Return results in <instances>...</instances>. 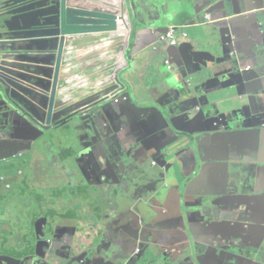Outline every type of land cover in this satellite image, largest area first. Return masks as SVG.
<instances>
[{"label":"crops","instance_id":"crops-1","mask_svg":"<svg viewBox=\"0 0 264 264\" xmlns=\"http://www.w3.org/2000/svg\"><path fill=\"white\" fill-rule=\"evenodd\" d=\"M210 1L128 0L126 61L118 77L131 100L121 98L125 92L118 102L109 95L99 100L95 92L113 83L97 80L65 95L80 102L66 124L42 129L53 138L67 134L60 140L69 146L67 158L101 200L86 212L62 203L61 219L75 239L67 240L75 261L61 250L63 264H234L235 257L238 264H264V0H216L208 6ZM237 8L245 14L236 16ZM218 20L235 27V55L222 44L225 25L216 28ZM172 27L176 46L161 40ZM168 58L175 64L171 76ZM245 67L250 71L241 72ZM188 74L191 85L180 87ZM20 104L0 84V144L14 135L22 145L25 134L40 133ZM100 104L107 108L93 129L70 124L75 113L88 118ZM155 116L161 117L158 123ZM42 138L20 155L36 154ZM166 143L173 152L155 155ZM17 170L10 167L0 176V264H33L24 258L12 263L4 255L20 253L23 242L27 246L35 237L31 219L48 215L39 193H28L31 206L25 211L20 198L8 193L27 181ZM80 179L68 183L70 193L57 192L75 198L86 187ZM21 214L24 224L10 241L2 219L14 222Z\"/></svg>","mask_w":264,"mask_h":264},{"label":"water","instance_id":"water-1","mask_svg":"<svg viewBox=\"0 0 264 264\" xmlns=\"http://www.w3.org/2000/svg\"><path fill=\"white\" fill-rule=\"evenodd\" d=\"M127 1L0 0V84L17 104L22 102L16 107L25 116L32 117L39 134L42 133L25 134V144L32 145L33 141L45 135L42 129L47 128L43 126V121L46 124H66L74 115L72 113L79 108L80 102H76L75 98H65L67 93L105 79L113 84L95 92V95H99V100L105 101L108 95L113 97L111 100H115L125 92L118 74L126 61V39L130 27L124 15ZM157 2L154 0L155 4ZM214 2L216 0H211L208 6ZM218 8L210 9L205 14L210 15ZM224 12L226 13L225 10ZM236 13V16H240L245 11L237 8ZM221 24L225 25L220 20L214 22L216 28ZM230 24L220 29L221 39L229 53L235 55L236 33L235 27L233 31ZM169 30L170 28H166L165 33ZM173 64L169 58L165 61V67L170 72L167 76L175 74ZM249 71L247 67L241 69V72ZM189 75L183 83H179L180 87L191 85ZM95 77L97 78L94 79ZM115 92L117 94L112 95ZM91 94L85 96L89 98ZM129 95L126 91L121 98L131 100ZM106 108V104L92 108L88 118L86 113H75L77 120L70 124L78 130H87L88 127L93 129L102 110ZM160 118L155 116L153 120L158 123ZM214 124L217 125L218 122ZM165 145L168 148L156 151L155 155L159 156V153L166 158L173 152V146L168 143ZM24 149L22 146V150ZM18 152L19 148L11 151L9 159L18 155ZM61 159L68 158L64 156ZM19 223L24 224L23 221ZM65 225L61 218L49 219L42 215L35 223V237L28 240L29 244L26 246L23 242L22 246L25 248L16 256H4L12 263L24 258L25 261H33V264H63L59 253L62 250V253L67 252L71 261H75V252H70L73 244L68 245L70 241H75L74 234ZM250 226V222H247L246 227ZM26 253L27 255H23ZM238 259L235 257L233 263L238 264Z\"/></svg>","mask_w":264,"mask_h":264},{"label":"rangeland","instance_id":"rangeland-1","mask_svg":"<svg viewBox=\"0 0 264 264\" xmlns=\"http://www.w3.org/2000/svg\"><path fill=\"white\" fill-rule=\"evenodd\" d=\"M126 73L128 72H123L121 76H124ZM75 122L76 121H74V123ZM43 126L45 128H50L52 124H46V122L43 121ZM17 137L19 138V136ZM67 137L68 136L66 133L58 132L56 133L55 138H53V133L46 132L40 142L37 153L34 154L33 152H30L29 154H27V156L24 157L20 154L22 151V146H24L25 143H23L22 145L20 144L21 142L17 144L16 142H18V139L16 138V136L13 135L12 139L5 140L0 144L1 146H3L0 150V160H2L0 161V163L6 162L8 166V168H5V165L4 168L0 169V176H2V173L4 171L8 172V169H10V167H13L14 170L18 169L17 177L21 176L20 180H22L24 177H26L27 179L25 183L20 184L19 190H14L11 192L10 189L8 190V193H11L12 196L16 197V199H18V197L20 198L17 201L22 203L20 207L22 206L21 209L23 211L26 210V207H28V205L30 206V201L26 199V196L32 197V195L28 193L33 192H35L36 194L39 193L41 195L39 205L41 208H44L48 211V215H46V217H48L49 219L53 217L58 219L65 216L59 211L62 208L63 202L76 204L79 211L82 210V212L91 210L93 206L99 207L101 205V200L97 198V192L94 186H92L93 188L89 190V186H87L83 178H79L78 171L74 170L73 166L75 165V161L72 162L71 159H61L62 157L66 156L69 146H65V148L62 147L60 140H67ZM73 139L76 140L75 137ZM5 142L6 146L3 145V143ZM52 143L56 147H58L59 151L56 148H54L56 149V151H53L54 149L52 147ZM29 145L30 143H26L25 149ZM16 148H19L18 155H14L10 159V155H4L6 152H8L9 154L11 151L16 150ZM45 154L47 155L48 160H43L45 158ZM41 160H43V163L40 162ZM38 164H41V166L39 167V170H35L34 168ZM79 179L80 181L84 182L86 187L84 190H81L75 198L68 196L62 198L61 193L57 192L56 189L64 190L65 192L70 193L69 185L74 186L75 181ZM36 180H39V182L35 183ZM55 201L56 203H54ZM15 202V200L9 201V203L14 204ZM87 203H89V205H87ZM35 204H37L36 199H34V205L32 207H34ZM41 217L42 215L39 214L36 217L32 218L30 223L31 227L32 223H36ZM24 218H26V216L24 214H21L19 216V219H17L16 221L10 222L9 220H7V223H5V219H2L3 230L8 233V238L10 239V241L16 239V236L19 233V229L22 225L19 222H22V219Z\"/></svg>","mask_w":264,"mask_h":264},{"label":"built area","instance_id":"built-area-1","mask_svg":"<svg viewBox=\"0 0 264 264\" xmlns=\"http://www.w3.org/2000/svg\"><path fill=\"white\" fill-rule=\"evenodd\" d=\"M175 33H176V30H175V28L172 27V28H170L169 32L166 35H163L161 37V40L162 41H169L171 43V45L176 46L178 43H177V40L175 37ZM185 36H186V34L183 33V37H185ZM116 94H117V92H115L112 95H116ZM115 100L117 101V99H115ZM153 163L155 164V162H153Z\"/></svg>","mask_w":264,"mask_h":264},{"label":"flooded vegetation","instance_id":"flooded-vegetation-1","mask_svg":"<svg viewBox=\"0 0 264 264\" xmlns=\"http://www.w3.org/2000/svg\"><path fill=\"white\" fill-rule=\"evenodd\" d=\"M118 100H119V99L117 98V101H116V100H115V101L118 102ZM63 191H64V190H63ZM64 192H65V191H64ZM65 193H67V192H65Z\"/></svg>","mask_w":264,"mask_h":264},{"label":"clouds","instance_id":"clouds-1","mask_svg":"<svg viewBox=\"0 0 264 264\" xmlns=\"http://www.w3.org/2000/svg\"><path fill=\"white\" fill-rule=\"evenodd\" d=\"M154 164V163H153ZM155 164H156V162H155Z\"/></svg>","mask_w":264,"mask_h":264},{"label":"trees","instance_id":"trees-1","mask_svg":"<svg viewBox=\"0 0 264 264\" xmlns=\"http://www.w3.org/2000/svg\"><path fill=\"white\" fill-rule=\"evenodd\" d=\"M84 189H85V187H84Z\"/></svg>","mask_w":264,"mask_h":264}]
</instances>
